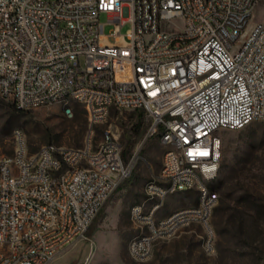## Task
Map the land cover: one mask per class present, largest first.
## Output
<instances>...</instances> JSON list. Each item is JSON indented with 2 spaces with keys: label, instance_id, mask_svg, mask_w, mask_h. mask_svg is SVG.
<instances>
[{
  "label": "built area",
  "instance_id": "built-area-1",
  "mask_svg": "<svg viewBox=\"0 0 264 264\" xmlns=\"http://www.w3.org/2000/svg\"><path fill=\"white\" fill-rule=\"evenodd\" d=\"M257 2L0 0V97L34 109L72 94L90 96L102 123L108 108L132 110L148 122L144 140L157 137L164 147L179 143V155L163 160L169 170L160 172L159 186L146 185V215H139L138 204L131 208L135 222L152 219L151 237L137 234L129 246L134 260L147 259L149 239L181 228L180 218L190 213L205 220L209 238L202 246L214 251L211 218L218 193L198 209L157 214L165 187L199 189L195 171L207 178L219 172L220 130L264 119V19L253 20ZM125 23L130 28L123 34ZM105 24H114L115 40L103 33ZM144 31H151L152 43L144 42ZM93 134V147L56 151L53 144L46 154L49 168L41 169L39 161L37 174H30V153L19 156L20 146L0 154V170L15 160L26 168L25 176L0 189V264H49L88 239L94 219L132 168L117 134ZM77 158H84L83 167H76ZM85 164H96V172L85 171ZM106 166H113V174H106ZM32 201L45 202L46 211L32 208ZM15 220H23L20 240L11 239ZM2 247H11V254L2 255Z\"/></svg>",
  "mask_w": 264,
  "mask_h": 264
},
{
  "label": "rangeland",
  "instance_id": "rangeland-1",
  "mask_svg": "<svg viewBox=\"0 0 264 264\" xmlns=\"http://www.w3.org/2000/svg\"><path fill=\"white\" fill-rule=\"evenodd\" d=\"M264 19V0H258L253 20ZM101 21H106L105 15ZM130 23L120 27L125 34ZM114 24H105L103 33L111 35ZM72 109L70 116L65 106ZM90 129L85 106L74 100L56 101L34 109H19L0 97V154H14L19 130L29 153L54 143L68 147L85 144ZM148 122L138 112L112 107L107 119L94 127L101 138L105 130L119 136L131 174L109 197L100 217L91 224L88 239L61 251L49 264H264V119L239 130H220L222 159L219 172L209 187L218 193L211 224L215 232L214 251L203 246L205 228L199 222L183 226L172 238L155 242L151 255L134 260L129 254L131 239L139 229L131 215L134 204L147 199L146 185L157 180L167 146L157 137L145 135ZM197 188L170 193L157 216L196 205ZM151 207V203L147 204Z\"/></svg>",
  "mask_w": 264,
  "mask_h": 264
},
{
  "label": "bare ground",
  "instance_id": "bare-ground-1",
  "mask_svg": "<svg viewBox=\"0 0 264 264\" xmlns=\"http://www.w3.org/2000/svg\"><path fill=\"white\" fill-rule=\"evenodd\" d=\"M88 3H95V0H88ZM144 42L145 43H152V34L151 31H144ZM69 99H74L80 103H82L88 114L90 129L88 132L87 139L85 141V147H93L94 141V127L102 123V119H95V105H93V100L90 96L82 95V94H72ZM69 99L65 98H57L56 101H65L67 102ZM68 109H71L70 106H65V112L68 113ZM111 108H108L104 114L103 123L107 119ZM93 123V126H92ZM16 139H17V146L19 147V156H27L28 150L24 141V138H20L22 133L17 130L15 132ZM54 143L45 144L42 147V152L36 151L35 153H30V174H37V165L39 161L41 162V169H48L49 168V161H46V154L51 152ZM167 148L164 151L163 160L164 159H171L173 155H179V143H167ZM63 145L55 144L56 151H64ZM84 166V158H77L76 159V167H83ZM169 170V161H163L161 171H168ZM85 171L89 172H96V164H85ZM106 174H113V166H106ZM218 172H215L210 178H207V173L202 171H195V180L200 182L203 187L198 189L199 201L196 205H192L191 209H198L202 206L203 202H205L209 194H215L216 191L212 190L209 187L208 182L216 178ZM26 175V168H23V160H15L14 165H7V167L2 168L0 170V189L5 188L6 181H15L18 176H25ZM160 176V175H159ZM158 176V177H159ZM151 186H159V179L151 180ZM194 187H165V195L168 196L170 193H174L177 191H185L187 189H191ZM215 201H218V194H215ZM149 203V194H147V199L142 202L138 203L139 215H146V206ZM152 205H159V198H152ZM32 208H38V211H46V204L45 202L39 201H32ZM187 207H183L180 209H184ZM177 210L173 211L170 214H173ZM191 222H199L205 228V235L203 238H209V228L205 226V220L200 219V213H190V218H180V227L188 225ZM137 227L140 228L138 239H145L146 237H151V228H152V219H144V221H136ZM181 228H175V230L171 232H159V236H153L149 239V246L147 250V257H149L152 253L153 246L156 241L161 239H169L174 237ZM211 232L212 235L215 236V232L213 226L211 224ZM28 237H35V230H28ZM23 238V220H15L14 222V230L11 232V239L12 240H20ZM129 246H135V238H132ZM206 252V247H203ZM11 254V247H2V255H10ZM129 254L132 257V253L129 248ZM145 260V259H142ZM7 264H16V260H8Z\"/></svg>",
  "mask_w": 264,
  "mask_h": 264
},
{
  "label": "trees",
  "instance_id": "trees-1",
  "mask_svg": "<svg viewBox=\"0 0 264 264\" xmlns=\"http://www.w3.org/2000/svg\"><path fill=\"white\" fill-rule=\"evenodd\" d=\"M19 109H20V108H19ZM107 201H108V200H107ZM106 203H107V202H106ZM106 203L103 205V207L101 208V210L99 211V213H98V215H97L96 217H100V215L103 214ZM95 219H96V218H95ZM88 234L91 235V234H92V230L89 231Z\"/></svg>",
  "mask_w": 264,
  "mask_h": 264
}]
</instances>
